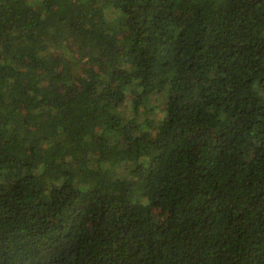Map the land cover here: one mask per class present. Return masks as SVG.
<instances>
[{
	"label": "trees",
	"instance_id": "obj_1",
	"mask_svg": "<svg viewBox=\"0 0 264 264\" xmlns=\"http://www.w3.org/2000/svg\"><path fill=\"white\" fill-rule=\"evenodd\" d=\"M0 264H264V0H0Z\"/></svg>",
	"mask_w": 264,
	"mask_h": 264
}]
</instances>
